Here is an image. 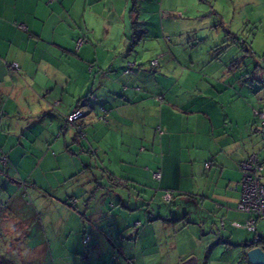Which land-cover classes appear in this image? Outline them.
I'll return each instance as SVG.
<instances>
[{
    "label": "crops",
    "instance_id": "1",
    "mask_svg": "<svg viewBox=\"0 0 264 264\" xmlns=\"http://www.w3.org/2000/svg\"><path fill=\"white\" fill-rule=\"evenodd\" d=\"M130 1L0 0V154L7 157L0 168V254L14 264H48L47 232L54 233L58 222L55 231L64 225L68 231L64 244L57 236L54 249L67 251L57 264H222L225 252L246 256L252 247V235L232 222L246 219L236 209L238 164L252 153L264 163V136L254 130L264 89L250 85L259 67L236 42L245 39L255 52L256 34L233 27L223 10H217L219 27L205 18L207 11L199 18L195 8L192 18L185 8L171 6L159 7L162 20L149 33L138 14H129ZM186 5L194 9V2ZM81 34L88 40L76 51ZM150 34L152 44L134 54L130 43L141 45ZM207 42L213 43L205 50L208 59L196 53ZM145 56L147 67L140 64ZM128 61L137 66L130 75L123 72ZM12 63L18 67L11 69ZM101 106L108 111L106 122L98 118ZM77 109L86 139L73 127L60 129ZM53 140L56 152L49 149ZM52 158L60 168L55 181L45 172ZM157 168L159 180L152 177ZM31 188L43 194V218L23 208ZM163 189L176 191L171 205L183 202L182 215L160 201ZM48 206L56 208L49 212ZM31 223L38 242L23 237L13 245V234L24 236ZM179 228L193 242L186 253L179 252ZM114 230L120 243L113 241ZM256 232L264 249V219Z\"/></svg>",
    "mask_w": 264,
    "mask_h": 264
},
{
    "label": "rangeland",
    "instance_id": "2",
    "mask_svg": "<svg viewBox=\"0 0 264 264\" xmlns=\"http://www.w3.org/2000/svg\"><path fill=\"white\" fill-rule=\"evenodd\" d=\"M161 1L162 0H131L129 5H128L129 6L128 12H129V14L130 13L134 14V18L138 14V16H139L138 23H140V22L143 23L144 27L146 29H149V33H151V29H154V30L158 29L160 19L162 20V14L158 13L159 7L160 8L163 7L162 9H160L161 11H163L166 7L168 8L170 6L174 7V8L181 7V9L185 8L186 10H188V12H186L187 14L185 16L188 15V17H189L192 15V18L194 17L193 15H196L195 8H197V12H200L199 18H201L205 14V11H207V15H204L205 18H209V21H211L214 24H217V26H219V27H220V25H219L220 19H219V16L217 15V10L218 11L223 10L222 12H224V13H222V14L226 17L228 22L232 24L233 27H235V28L238 27L239 29H243V30L247 29L248 31H250L251 29L253 30V33L256 34L255 35L256 39H255V42L253 44V48L255 49V52L257 51L256 55H258V56L264 55V3H261L262 0H234L233 3H231V2L229 3V0H209L211 2L210 4H206L202 0H163L162 5L160 6ZM193 2H194V9L191 8L192 7L191 5H186V3H192L193 4ZM247 2H251V3L246 4ZM116 4H118V3H116ZM251 4H252V6L254 5V7H252ZM232 6H234V9H235L234 12L236 13V14H234L233 20L231 18L233 16L232 12H231ZM212 7L214 9H212ZM140 8H142V9H140ZM165 13H166V15H168L167 12H165ZM127 16H129V15L127 14ZM188 17H186L183 21H185V22L199 21V19H196V18L188 20ZM159 31L162 32L161 29H159ZM137 33H139V32H137ZM245 34L246 33H244V35ZM239 35H240V33H239ZM156 37H157V35H156ZM153 39H155V38H153L152 35L150 34V35H147L146 37H144V40L141 41V45L137 46L136 43L135 44L130 43L129 47H132V46L135 47L134 54H140L141 55V53L143 54L147 50L146 48L149 47L150 43L152 44L151 41H153ZM209 44L213 45L212 42H207L202 47L197 48L196 53H198L201 56H204L208 59V55L206 54L205 50H207ZM213 50H214V52L219 51V50H216V47H213ZM187 53H189V52H187ZM190 53H194V52L191 51ZM255 61H257V63H258V61H259L258 58H256ZM147 62H148V58L146 56L144 57V59L140 60V64L142 66H146ZM200 62H201V64L202 63L206 64V61L203 62L202 60H200ZM191 65H192V63H191ZM242 67H243V65L241 63L240 75L245 76L246 74H245L244 69H242ZM257 67H259V68H257V73L254 77L255 79H254V81H252L250 83V85H254L253 89H264V80H261V79L258 80L259 73H264V65H259V66L257 65ZM149 68L150 67H148V69ZM194 68H197L196 65L194 66ZM149 71L152 73L151 69H149ZM120 73H123V72L120 70ZM68 129H70V128L68 127ZM66 132H67V130L64 131L63 133H66ZM53 139H54V137H53ZM53 141H54V143H52V145L55 144V146H53V147L50 146L49 149L51 150V152L53 150H54V152H56L57 146L59 145V143L57 144V143H55V140H53ZM61 143H62V141H61ZM89 147H90V145H88V148ZM50 150H49V155L54 157L51 154ZM92 156L98 157V155H96V153ZM58 159L61 160V161H59L60 167L61 168L65 167V165L63 164L64 162H62V159L60 157H58ZM44 165L45 164L43 163V167H44ZM50 165H52V169L47 170L45 172L48 174L51 181H55V179L59 175L58 173L60 172L59 171L60 168L57 169L58 167L56 166V161L53 160V158L51 159ZM1 167L3 168V166L0 165V168ZM2 168H1V170H2ZM39 191L40 190H38V188H31L30 191H28V194L26 195V200H28L30 204L29 205H23V208L27 209V212H28V210H30L32 212L34 211L36 213V216H40V217L42 216V218H43V194L41 196L38 195ZM93 191H95L94 188L90 190L91 193ZM41 193H42V191H41ZM89 193H87V194L89 195ZM179 193L184 194L183 190H180ZM36 194L39 196L37 201H36V198H37ZM110 204H111V198L107 196L106 206L109 207ZM171 204L172 203H170V205H168V208H170V209L172 206ZM67 205L69 206V204H67ZM183 206H184L183 202L177 203V204H175V206H172V210H174L173 212L177 211L178 212L177 214L180 216V215H182V212H183V208H184ZM54 208H56V207L52 208V207L48 206L49 212L51 209L53 211ZM63 210L64 209H61V213H63ZM67 214H68V212H67ZM50 216H49V218H50ZM62 216L64 218L67 215L63 214ZM132 218H133V216H132ZM135 220H139V219H135ZM61 225H62V223L60 224V222H58V224H56L55 226L53 224V226H54L53 232L54 233H52V231H50V230H48V232H47V244L49 245V252L52 250L48 256V264H57L61 260V258L64 259L66 256L65 253L67 251H66L65 247H63V248L58 247V249H60L58 251L54 249L56 241L58 239L57 236L60 239V242H58V244H60V243L64 244V241L66 240V235H67V231H68V229L65 230L66 225H64L63 230L59 229V232L55 231L56 227H60ZM116 231L117 230H114L115 237H114L113 241L115 242V241L119 240V243H120L122 237H120V234H118L120 231H117V232ZM1 232H2V229L0 227V234H1ZM42 232H43V230H41V233ZM21 235L22 234H20V233H14L13 234V236L15 237V239L12 240L13 245H15V243H19L18 242L19 239L22 240L23 237H25V239H27L28 241H31V242H38V240H39V238L37 236V229H36L35 223H31L29 231L27 233H24V236H21ZM177 235L179 236L178 238L180 240H182V244H183V248L179 252L180 253H186L188 251L189 246L191 247L193 242L190 239V236L187 234L186 230L181 231V229L179 228V230H177ZM117 243H118V241H117ZM160 246L162 247V249L167 248L166 247L167 245H165V242L160 243ZM0 251H1V249H0ZM59 251H61L62 254L59 255V253H58ZM115 254L116 255H114V257H118L119 253L116 252ZM0 255H1L0 257L7 258L5 253H1ZM175 256H177V253H175ZM171 258H174V254L171 255ZM22 259H25V257L23 255H22ZM83 259L85 260V263H86V259L85 258H83ZM246 259H247L246 256H244L241 252L240 253H234L233 255L230 252H228V253L225 252V254L223 255L222 264H248V262L245 261ZM32 261L33 260H30V262H32ZM107 263L109 264L110 262L107 261Z\"/></svg>",
    "mask_w": 264,
    "mask_h": 264
},
{
    "label": "built area",
    "instance_id": "3",
    "mask_svg": "<svg viewBox=\"0 0 264 264\" xmlns=\"http://www.w3.org/2000/svg\"><path fill=\"white\" fill-rule=\"evenodd\" d=\"M23 26V25H20ZM86 42V37L84 35H80L75 40V50L79 49ZM242 42V40H240ZM259 62H264V56L258 57ZM157 61L154 59L153 64H156ZM127 69L125 73L132 72L131 66L133 62L128 61L126 63ZM18 66L16 63H12L10 65L11 69H16ZM138 89V87H136ZM154 99L157 101H162V96L157 95L154 96ZM4 114V111L0 108V115ZM82 112L77 109L74 112L70 113L65 117L64 123L61 126V129L65 130L68 127H73L75 131L82 137H85L84 134V126L79 122V118L81 117ZM255 115L259 120V124L254 129L258 134H264V110H256ZM108 116V111H103L101 116L99 117L100 120L106 122ZM92 154L95 151L90 148L89 149ZM0 163L2 166L6 165L7 157L5 154H0ZM210 165L209 162L205 163V166L208 167ZM239 169L241 172V194L239 201L236 205L237 211L244 213L247 215L246 220L244 223H239L237 221H233L232 224L236 227H241L246 229L247 231L253 233L252 241L257 243L261 240V236L256 232L255 224L256 219L261 217L264 218V181H262V170H264V165H262L261 161L258 158L256 153L250 154L246 159L241 161L239 164ZM161 176L160 170H155L153 172V177L159 179ZM115 182L117 184L121 183V180L116 179ZM164 201H171V194L170 192H166L163 194ZM90 239L89 235H85L82 239L83 244H87L88 240Z\"/></svg>",
    "mask_w": 264,
    "mask_h": 264
},
{
    "label": "trees",
    "instance_id": "4",
    "mask_svg": "<svg viewBox=\"0 0 264 264\" xmlns=\"http://www.w3.org/2000/svg\"><path fill=\"white\" fill-rule=\"evenodd\" d=\"M81 35H84V34H81ZM85 36V35H84ZM86 37V36H85ZM87 37H86V42H87ZM240 40H242V42H240ZM85 42V43H86ZM236 42H237V44H240V45H242L241 47L244 49V51H245V53L247 54H249V55H251V57H253V58H258V57H261V56H264V55H261V56H258V55H256V53L252 50V49H247V47H249L248 45H246L245 43H246V41H245V39H243V38H241V39H238V40H236ZM84 43V44H85ZM83 44V45H84ZM82 45V46H83ZM81 47V46H80ZM78 50V49H77ZM76 50V51H77ZM160 58H161V56L160 57H156L155 58V60L157 61V63L156 64H159V60H160ZM131 62V61H130ZM256 62V64L259 66V65H264V62H259L258 61V63H257V61H255ZM156 64H153V61H152V65H156ZM136 66H135V63L133 62V65L131 66V71L132 72H129V73H126L127 75H130V74H132L133 72H134V68H135ZM127 69V65L125 64V66H124V68H123V72H125V70ZM138 90V89H137ZM155 96H157V95H155ZM162 96V95H161ZM164 99H163V96H162V101H163ZM162 101H159V102H162ZM100 110H101V112L103 113V111H107L106 109H105V107L104 106H101L100 107ZM259 110H264V109H259ZM4 114H2V115H0V118L3 116ZM101 116V115H100ZM99 116V117H100ZM98 117V118H99ZM255 117H256V121H257V125L259 124V120L257 119V116L255 115ZM81 124H83V126H84V129H85V127H86V124H84V122H82V121H79ZM256 128V127H255ZM61 129V128H60ZM157 130V134L158 135H162L163 133H164V131L161 129H156ZM76 133H77V131H76ZM85 134V133H84ZM79 135V134H78ZM259 135H262V136H264V134H259ZM80 137H81V135H80ZM85 139H86V137H84ZM257 154V153H256ZM258 155V154H257ZM259 158V157H258ZM259 160H260V158H259ZM261 161V160H260ZM207 162H209L210 163V165L212 164V161H207ZM206 162V163H207ZM262 163V162H261ZM210 165L208 166V167H210ZM262 165H264V163H262ZM2 166V165H1ZM160 170V173H161V169L160 168H157V169H155V170ZM154 172V171H153ZM153 172H152V177H153ZM161 177V176H160ZM154 178V177H153ZM154 179H156V178H154ZM160 179V178H159ZM159 179H156V180H159ZM166 192H170V194H171V201H164V199H163V194L164 193H166ZM176 193V191H171V190H165V189H163V190H160V201H162V203H166V204H170V203H173V195ZM246 215V214H245ZM246 218H247V215H246ZM259 219H264V218H261V217H259V218H257L256 219V223H257V221L259 220ZM246 220V219H245ZM242 223H244V222H242ZM134 225L135 226H137V225H139V221H135L134 222ZM239 228H241V227H239ZM244 229V228H243ZM255 229H256V224H255ZM246 230V229H245ZM247 231V230H246ZM247 232H249V231H247ZM251 235H252V237H253V233H251V232H249ZM262 241V239L259 241V242H261ZM259 242H257V243H254L253 241H252V239H251V243H250V246H252V247H254V246H259L258 245V243ZM85 245V244H84ZM0 264H14L11 260H9L8 258H4V257H0Z\"/></svg>",
    "mask_w": 264,
    "mask_h": 264
},
{
    "label": "water",
    "instance_id": "5",
    "mask_svg": "<svg viewBox=\"0 0 264 264\" xmlns=\"http://www.w3.org/2000/svg\"><path fill=\"white\" fill-rule=\"evenodd\" d=\"M246 257L251 264H264V249L260 246L251 247L246 251Z\"/></svg>",
    "mask_w": 264,
    "mask_h": 264
}]
</instances>
